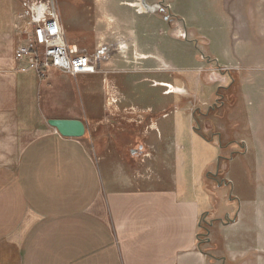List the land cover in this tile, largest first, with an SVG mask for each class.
Masks as SVG:
<instances>
[{
    "label": "crops",
    "instance_id": "obj_1",
    "mask_svg": "<svg viewBox=\"0 0 264 264\" xmlns=\"http://www.w3.org/2000/svg\"><path fill=\"white\" fill-rule=\"evenodd\" d=\"M138 9L135 56L143 64L123 71L122 59L100 49V75L47 73L51 88L57 85L52 79L82 88L83 116L46 115L43 79L30 60L0 56V264H264V188L244 169L248 160L264 167V150L244 139L245 153L228 159L223 131L210 137L201 121L202 108L224 86L213 87L215 74H205L197 47L205 42L212 65L231 72L211 53L215 43L228 53V37L194 34V102H188L185 88L172 92L177 82L166 71L185 70L165 54L171 40L182 42L180 35L156 33L155 19ZM119 49L129 51L125 40ZM128 74L140 79L125 81L132 95L125 102L121 76ZM148 80L159 89L142 85ZM107 104L115 107L111 115ZM123 114L136 122L129 141L119 126ZM50 120L82 121L86 134L64 138ZM98 130L105 142L91 146ZM233 164L242 171L236 179Z\"/></svg>",
    "mask_w": 264,
    "mask_h": 264
},
{
    "label": "rangeland",
    "instance_id": "obj_2",
    "mask_svg": "<svg viewBox=\"0 0 264 264\" xmlns=\"http://www.w3.org/2000/svg\"><path fill=\"white\" fill-rule=\"evenodd\" d=\"M148 1L56 0L66 41L72 53L76 54L73 47L77 46L80 54L99 58V50H105L107 58L114 59L117 56L122 59L126 66L123 71H130L132 64H143L144 59L136 60L137 48L134 41L136 31L134 26L138 17L142 16L136 13L138 7L132 6L135 3H141L146 8L147 14L156 21L154 27L156 33L162 35L169 32L172 36L180 35L182 42L173 43L172 40V43L168 42L170 53L165 49V54L167 53L166 57L170 62L178 60L175 61L176 66L185 70L178 73L169 68L166 71L171 81L177 82L175 88L182 90L185 88L188 102H194V34L197 37L215 39L224 33L228 37L226 45L228 53L222 45L217 43L211 47V53L216 59L218 58L220 65L233 67V71H226L212 65L214 62L207 57L209 55L205 42L200 40L197 47L201 64L204 71L206 70L205 74H215L213 87L216 89L218 86H224L217 89L211 102L202 108V113L206 115L202 117V127L208 130L210 137L213 133L223 131L224 140L221 148H225L226 151L223 154L228 159L245 153L246 147L241 143L244 139H247L251 146L258 143L264 150V0ZM21 14V0H0V21L4 22V25L0 24V34L4 36L0 39V56L3 58L15 54L20 45L21 36L16 32V26L24 24L19 20ZM226 14L229 17L226 18ZM122 17L129 19L127 25L123 23ZM168 37L165 36V43L170 39ZM122 39L129 45V51L119 49V41ZM179 54H181L180 58ZM212 69L213 72L210 73ZM97 75H100V69ZM121 79V87L125 94L124 101L130 102L132 95L125 81L129 79L136 82L140 77L128 74V76H121ZM44 80L39 92L41 110L46 115L57 117L86 114V97L81 87L75 83H62L60 79H52L53 84L57 85L54 84L51 88ZM135 84L140 85V82ZM142 85L150 89H159L151 80ZM110 87L112 88L111 85ZM113 90L110 89L114 97ZM95 92L98 96V89ZM127 98H129L128 101ZM107 107L108 115L115 112L113 104H107ZM127 107L124 104L123 107L120 106L119 111L126 112ZM130 117L128 114H123V120L119 122L120 127L122 124L128 130L127 136H124V139L128 141L131 140L130 133L136 125ZM110 132L108 133L114 138V130ZM254 135H258V142L253 141L256 140ZM106 136L104 132L98 130L91 141V146L105 142ZM217 138L220 137L213 136L216 142ZM253 164H255L253 160H248L244 164L247 176L251 181L259 182V187L264 188V167L259 165L254 167ZM231 171H234L235 179L242 176V171L237 164L231 166ZM236 188L235 185V190ZM226 222L228 220L224 221ZM247 223H251V219L248 218ZM246 239L248 250H252L253 240L249 237ZM209 250L214 251V248Z\"/></svg>",
    "mask_w": 264,
    "mask_h": 264
},
{
    "label": "built area",
    "instance_id": "obj_3",
    "mask_svg": "<svg viewBox=\"0 0 264 264\" xmlns=\"http://www.w3.org/2000/svg\"><path fill=\"white\" fill-rule=\"evenodd\" d=\"M23 25L16 26L21 42L16 50L18 61L30 60L41 79L50 70L78 77L97 75L99 58L74 54L66 41L56 0H21Z\"/></svg>",
    "mask_w": 264,
    "mask_h": 264
},
{
    "label": "water",
    "instance_id": "obj_4",
    "mask_svg": "<svg viewBox=\"0 0 264 264\" xmlns=\"http://www.w3.org/2000/svg\"><path fill=\"white\" fill-rule=\"evenodd\" d=\"M48 123L64 138L81 139L86 134V125L79 120H50Z\"/></svg>",
    "mask_w": 264,
    "mask_h": 264
},
{
    "label": "bare ground",
    "instance_id": "obj_5",
    "mask_svg": "<svg viewBox=\"0 0 264 264\" xmlns=\"http://www.w3.org/2000/svg\"><path fill=\"white\" fill-rule=\"evenodd\" d=\"M132 6H134L136 8L138 7L140 12H141V14L146 13V9H145V7L143 5L139 4V6H137V5H132ZM121 47H122V49L126 48L124 44H122ZM171 89H172V92H175V93H178V94H184L185 93L184 90H182V89H177V88H173V87Z\"/></svg>",
    "mask_w": 264,
    "mask_h": 264
}]
</instances>
